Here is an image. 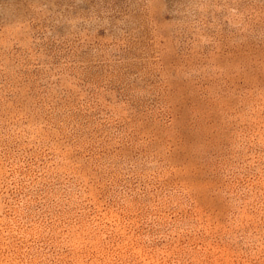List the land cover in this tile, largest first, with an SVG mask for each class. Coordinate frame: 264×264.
<instances>
[{"label":"rangeland","instance_id":"374dc122","mask_svg":"<svg viewBox=\"0 0 264 264\" xmlns=\"http://www.w3.org/2000/svg\"><path fill=\"white\" fill-rule=\"evenodd\" d=\"M0 264H264V0H0Z\"/></svg>","mask_w":264,"mask_h":264}]
</instances>
